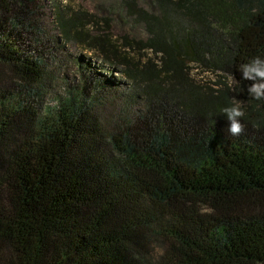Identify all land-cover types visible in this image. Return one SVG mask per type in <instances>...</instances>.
I'll list each match as a JSON object with an SVG mask.
<instances>
[{"label": "trees", "instance_id": "obj_1", "mask_svg": "<svg viewBox=\"0 0 264 264\" xmlns=\"http://www.w3.org/2000/svg\"><path fill=\"white\" fill-rule=\"evenodd\" d=\"M34 1L0 0V264H264V100L238 70L264 56V0H132L137 41L90 36L91 15L58 7L60 37L130 85L109 125L87 97L40 115L10 90L48 76L20 45ZM238 99L232 136L220 109Z\"/></svg>", "mask_w": 264, "mask_h": 264}, {"label": "rangeland", "instance_id": "obj_2", "mask_svg": "<svg viewBox=\"0 0 264 264\" xmlns=\"http://www.w3.org/2000/svg\"><path fill=\"white\" fill-rule=\"evenodd\" d=\"M131 1L35 0L36 9L31 15L32 26L23 34L20 45L28 55L42 60L48 76L42 86L35 91L15 83L11 85L10 90L18 98L26 100L40 115L61 106L65 100L73 96L82 101L87 97L89 101H94V104H91L92 112L102 123L105 125L113 123L127 103L125 96L131 92L130 85L125 83V79L118 72L119 66L98 59L96 54L83 51L80 45L64 41L60 37L57 25L58 7L65 10L71 8L91 15L90 36L106 33L112 39L126 37L130 41L144 40L146 38L144 25L137 21L127 8V3ZM135 1L139 7L148 11L157 9L154 0ZM80 61L86 62L88 66L81 68L84 65ZM89 68L93 70L89 71ZM102 68L108 70L103 71ZM191 73L195 79L212 87H218V80L221 78L229 85L236 84L232 76L210 71L202 66H194ZM103 77L105 81L101 80ZM117 83L118 86L121 85L118 88ZM29 91L31 94H28ZM236 102L241 105L244 114L249 113L245 101L238 99ZM138 108L139 105H135L131 114L136 113Z\"/></svg>", "mask_w": 264, "mask_h": 264}, {"label": "clouds", "instance_id": "obj_3", "mask_svg": "<svg viewBox=\"0 0 264 264\" xmlns=\"http://www.w3.org/2000/svg\"><path fill=\"white\" fill-rule=\"evenodd\" d=\"M238 70L244 80L253 81L247 92L253 100H264V56L257 55L251 58L248 62L240 64ZM220 113L225 115L227 120V132L232 136H238L243 126L241 118L244 116V111L241 105L237 102H230L227 106L220 109Z\"/></svg>", "mask_w": 264, "mask_h": 264}]
</instances>
